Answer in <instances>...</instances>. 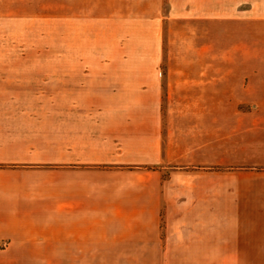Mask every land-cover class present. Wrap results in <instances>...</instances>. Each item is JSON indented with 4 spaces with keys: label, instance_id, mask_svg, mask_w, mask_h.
Wrapping results in <instances>:
<instances>
[{
    "label": "crops",
    "instance_id": "crops-1",
    "mask_svg": "<svg viewBox=\"0 0 264 264\" xmlns=\"http://www.w3.org/2000/svg\"><path fill=\"white\" fill-rule=\"evenodd\" d=\"M192 62L178 74L196 91L193 98L216 99L231 89L232 83L216 79L214 68L202 75V62ZM207 77L211 86L205 85ZM153 84L149 92L159 98L160 84ZM169 84L167 78L168 97L186 96ZM205 103L80 108L81 114L90 110L89 117L75 118L64 138L50 134L53 166L0 168V264L44 258L65 259V264L88 259L164 264V259L211 257L216 251L249 256L248 230L241 227L250 223L243 210L250 202H264L258 194L264 171L244 168L264 165V105L250 112ZM217 162L234 170L219 176L194 168L163 171L170 164ZM120 165L128 168H116ZM222 210L224 217L218 218ZM233 210L235 218L229 216ZM218 226L235 237L218 239V231L225 233Z\"/></svg>",
    "mask_w": 264,
    "mask_h": 264
},
{
    "label": "rangeland",
    "instance_id": "rangeland-1",
    "mask_svg": "<svg viewBox=\"0 0 264 264\" xmlns=\"http://www.w3.org/2000/svg\"><path fill=\"white\" fill-rule=\"evenodd\" d=\"M199 60L202 75L214 68L216 79L232 83L231 89L216 99L193 98L196 91L183 85L178 73L183 64ZM167 78L175 94L186 96L168 97ZM153 80L160 84L159 98L149 92ZM205 85L211 86L208 77ZM206 101L250 112L264 105V0H0V168L53 166L50 134L64 138L70 125L89 117L90 110L81 114L80 108ZM247 165L246 171H264V165ZM194 166L170 164L163 171L194 168L219 176L234 170L221 162ZM223 192L218 191L220 198ZM253 192L250 188L251 197ZM258 194L264 195V176ZM243 217L250 223L241 227L248 230L249 256L216 251L211 257L164 259V264H264V202H250ZM217 229L225 231L216 233L218 239L235 235ZM13 264H65V259Z\"/></svg>",
    "mask_w": 264,
    "mask_h": 264
}]
</instances>
